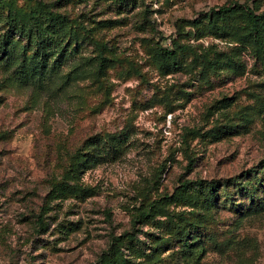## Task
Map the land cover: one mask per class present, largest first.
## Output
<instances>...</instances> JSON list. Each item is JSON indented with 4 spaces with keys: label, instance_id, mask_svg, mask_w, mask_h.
I'll return each instance as SVG.
<instances>
[{
    "label": "rangeland",
    "instance_id": "rangeland-1",
    "mask_svg": "<svg viewBox=\"0 0 264 264\" xmlns=\"http://www.w3.org/2000/svg\"><path fill=\"white\" fill-rule=\"evenodd\" d=\"M0 264H264V0H0Z\"/></svg>",
    "mask_w": 264,
    "mask_h": 264
},
{
    "label": "trees",
    "instance_id": "trees-1",
    "mask_svg": "<svg viewBox=\"0 0 264 264\" xmlns=\"http://www.w3.org/2000/svg\"><path fill=\"white\" fill-rule=\"evenodd\" d=\"M237 8L240 9H246L249 12L250 18L252 20V23L254 24V26H258L259 25V20L260 18L258 16L255 15L254 11H252L249 7L246 6H242L239 4H236L235 6H229V7H223L220 9L221 13H226V14H232ZM33 19H36L35 15H32ZM45 38H47L48 40H52L54 41L57 45H58V41H56V38L52 35V36H46ZM39 47L37 49V56L38 58V62L41 61V58L43 59L44 56V46L45 43L43 42V40L40 41L39 43ZM91 148L96 146V143L92 142L89 145ZM114 147V146H113ZM94 149V148H93ZM78 155L73 156V158L77 157ZM98 158H101L100 156V151H96L94 152V154L92 155V157L87 158L85 161H83L82 163H78L74 169H72L71 175L72 177L78 176L79 174H84V170L88 169L89 166H92L93 164H95V162L97 161ZM142 215H147V213H142Z\"/></svg>",
    "mask_w": 264,
    "mask_h": 264
}]
</instances>
